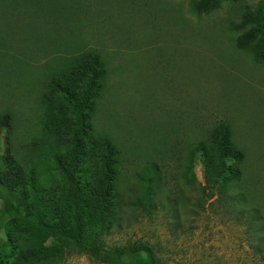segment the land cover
Segmentation results:
<instances>
[{
    "label": "rangeland",
    "instance_id": "374dc122",
    "mask_svg": "<svg viewBox=\"0 0 264 264\" xmlns=\"http://www.w3.org/2000/svg\"><path fill=\"white\" fill-rule=\"evenodd\" d=\"M195 1L0 0V114H13L16 145L30 143L49 76L98 52L107 73L93 122L121 151L102 245L143 243L153 264H264V57L237 48L233 30L259 0L208 13ZM220 122L245 149V172L211 196L193 151ZM59 244V264H104Z\"/></svg>",
    "mask_w": 264,
    "mask_h": 264
},
{
    "label": "trees",
    "instance_id": "16d2710c",
    "mask_svg": "<svg viewBox=\"0 0 264 264\" xmlns=\"http://www.w3.org/2000/svg\"><path fill=\"white\" fill-rule=\"evenodd\" d=\"M231 0H197L196 13H208ZM233 30L239 49L252 45L256 62L264 57V0L246 8ZM107 73L95 51L49 76L42 93V124L30 143L15 144L14 117L0 114V264H59L70 242L104 264H153L143 243L106 248L99 241L119 197L120 148L96 131L94 115ZM203 167L210 191L226 195L243 183L246 152L231 124L209 130L193 155ZM157 190L160 177L148 180ZM246 201L245 193L237 195ZM120 198V197H119ZM170 208L174 201L168 200ZM52 241L47 244V239Z\"/></svg>",
    "mask_w": 264,
    "mask_h": 264
}]
</instances>
